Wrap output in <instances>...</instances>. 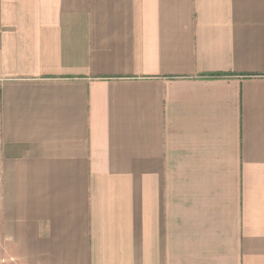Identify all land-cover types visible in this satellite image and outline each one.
Returning a JSON list of instances; mask_svg holds the SVG:
<instances>
[{
	"label": "crops",
	"instance_id": "crops-1",
	"mask_svg": "<svg viewBox=\"0 0 264 264\" xmlns=\"http://www.w3.org/2000/svg\"><path fill=\"white\" fill-rule=\"evenodd\" d=\"M0 87L27 264H264V0H0Z\"/></svg>",
	"mask_w": 264,
	"mask_h": 264
},
{
	"label": "rangeland",
	"instance_id": "rangeland-1",
	"mask_svg": "<svg viewBox=\"0 0 264 264\" xmlns=\"http://www.w3.org/2000/svg\"><path fill=\"white\" fill-rule=\"evenodd\" d=\"M1 234V230H0ZM0 264H27L19 254L14 251L11 243H6L5 238L0 235Z\"/></svg>",
	"mask_w": 264,
	"mask_h": 264
},
{
	"label": "built area",
	"instance_id": "built-area-1",
	"mask_svg": "<svg viewBox=\"0 0 264 264\" xmlns=\"http://www.w3.org/2000/svg\"><path fill=\"white\" fill-rule=\"evenodd\" d=\"M0 97H1V87H0Z\"/></svg>",
	"mask_w": 264,
	"mask_h": 264
}]
</instances>
